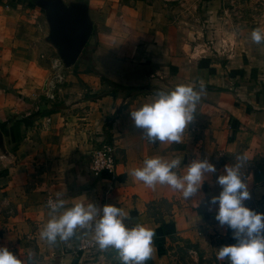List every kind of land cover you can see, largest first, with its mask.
<instances>
[{
    "label": "crops",
    "instance_id": "0c3cea01",
    "mask_svg": "<svg viewBox=\"0 0 264 264\" xmlns=\"http://www.w3.org/2000/svg\"><path fill=\"white\" fill-rule=\"evenodd\" d=\"M77 1L92 30L71 66L89 95L71 99L51 96L71 72L48 43L20 45L0 5V264H78L77 244L92 238L153 264L181 244L257 264L264 244L249 218L264 212V55L176 57L136 5ZM104 142L114 166L93 176L89 154Z\"/></svg>",
    "mask_w": 264,
    "mask_h": 264
},
{
    "label": "rangeland",
    "instance_id": "374dc122",
    "mask_svg": "<svg viewBox=\"0 0 264 264\" xmlns=\"http://www.w3.org/2000/svg\"><path fill=\"white\" fill-rule=\"evenodd\" d=\"M61 1L65 4L77 2ZM112 1L136 5L141 10L140 21L168 41L167 48L173 56L188 57L192 54L205 62L238 65L246 59L264 55V0ZM0 5L12 10L20 45H29L36 50L38 43L46 42L56 55L54 47L46 39L48 27L40 7L21 0H2ZM76 67L60 68L72 75L66 78L61 73L53 83L51 96L56 99L65 94L71 99L89 95L88 86L73 75ZM92 240H88L89 244L84 249L76 248L81 252L78 264H153L140 250L95 238ZM166 260L165 264H242L225 258L210 245L199 244L176 245ZM256 260L257 264H264V252H258Z\"/></svg>",
    "mask_w": 264,
    "mask_h": 264
},
{
    "label": "water",
    "instance_id": "95a60500",
    "mask_svg": "<svg viewBox=\"0 0 264 264\" xmlns=\"http://www.w3.org/2000/svg\"><path fill=\"white\" fill-rule=\"evenodd\" d=\"M35 5L44 12L48 31L46 39L54 47L62 66L69 67L77 59L90 37L92 24L84 2L69 4L61 0H35ZM2 134L0 132V151Z\"/></svg>",
    "mask_w": 264,
    "mask_h": 264
},
{
    "label": "built area",
    "instance_id": "2783aa9c",
    "mask_svg": "<svg viewBox=\"0 0 264 264\" xmlns=\"http://www.w3.org/2000/svg\"><path fill=\"white\" fill-rule=\"evenodd\" d=\"M114 146L110 143H101L93 148L89 154L88 170L93 176L102 172L111 173L114 166ZM44 205L48 209L56 208V201L52 197H46ZM253 239L256 244H264V212H253L249 218ZM89 244L88 240L81 239L77 249H84Z\"/></svg>",
    "mask_w": 264,
    "mask_h": 264
},
{
    "label": "trees",
    "instance_id": "16d2710c",
    "mask_svg": "<svg viewBox=\"0 0 264 264\" xmlns=\"http://www.w3.org/2000/svg\"><path fill=\"white\" fill-rule=\"evenodd\" d=\"M21 1H25V2H28V3H30V4H35V0H21ZM91 35V34H90ZM85 46H86V43H85V45L83 46V48H82V50H81V52L79 53V55H78V57H77V59L76 60H78V59H80L81 58V55L83 54V52H84V48H85ZM100 78L106 83V84H108L109 86H111V87H114V88H117V87H123V88H125L124 86H122V85H119V84H115L114 82H112V81H109L108 79H106L103 75H100ZM168 95V94H167ZM260 251H262V252H264V247H259V248H257V252H260Z\"/></svg>",
    "mask_w": 264,
    "mask_h": 264
}]
</instances>
